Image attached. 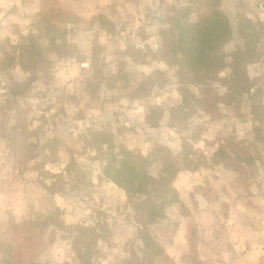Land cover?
Instances as JSON below:
<instances>
[{
    "label": "rangeland",
    "instance_id": "374dc122",
    "mask_svg": "<svg viewBox=\"0 0 264 264\" xmlns=\"http://www.w3.org/2000/svg\"><path fill=\"white\" fill-rule=\"evenodd\" d=\"M102 2L103 4L106 3L104 1ZM121 2L122 1L118 0L114 3V7H110L112 15H115V11L113 10H122L121 12L125 13L126 17L128 16L130 19L133 17L134 22L138 18V13L147 14V16H149L146 17L147 22L145 23L144 28L146 31L139 32L138 34L135 33V39L137 41L142 40L143 37H147L148 34L149 37L146 38V41L139 42L143 47L149 43L158 46L159 41L162 39V33L159 31V24L163 25L170 23L172 15L176 11L175 8H183L186 5L189 6L190 10L189 13H187L189 22L197 21L198 16L211 13L214 9L212 0H130L120 4ZM95 4H100V2L95 1ZM103 4H101V6ZM24 5L30 11L35 6L29 0L28 3H25ZM217 5L222 7V9H225L232 20L235 12H242L254 20L264 21V0H217ZM99 6L100 5L97 7ZM78 7L83 9L88 6H78L76 0L68 2H59V0H57L55 4L51 3L49 0H45L44 9L37 17L44 12H62L64 9L77 11ZM90 9L94 8L90 7ZM81 13H84L85 15L83 16L86 17H90L91 14L86 12ZM86 19L79 20L78 23L82 26H87ZM117 26H119V23ZM111 30H114V28ZM35 32V28L32 26L31 30H28L24 35H21L20 37L14 36L16 39L18 38L17 42L19 43L17 44L28 42L30 36ZM118 32L119 34L113 31L109 32L107 34L108 37L103 33H94L92 34V37L88 35L91 46H95L94 51L96 59L93 66H88L82 69V74L84 78L91 76V79L99 84L96 88L95 98H91L89 94H87L81 99V101H78V99L74 97L75 91L73 87L69 86L68 83L60 81L61 79H66V75L60 74L58 76L60 82L56 81V77L53 80V77L49 76L38 80L40 81L41 86L36 94L33 96L29 95L27 97L29 101L20 104L19 101L12 99L13 97L10 92V86L14 81H9L6 86L9 90L11 100H8L5 104H0L1 120H6L9 116L8 110L10 111V109H13V111L16 110L17 112L15 120L17 121V119H19L25 124L28 121L29 114H31L27 112V107H32L34 111H36L33 116L41 124V127L34 130H28L27 127L26 129L22 127V129L25 130L24 134L21 133L22 129L20 128L18 137H20V139L28 137V140L31 142L30 145H33L34 142L37 143L38 141L42 143V139L44 138L48 139V136H51V131L56 128L64 127L62 129L63 131L59 132V136H57V134V137L54 136V139L50 142V148L57 145V140L61 137L63 140H66L68 144L74 143L77 147L82 146L84 143L83 136L88 133V130L85 129L86 122L93 124L98 123L95 124L96 126L94 128L101 131H110L115 126H117V128H122L123 130H121V132L116 129L120 140L119 143H122L134 151L141 152L144 155L149 153L150 146L156 138L161 141H167L169 150L165 155L168 158H179L182 145H192V148L195 150L193 157L202 165L201 168H199L200 172L197 173V179L209 184H212V182L219 183L221 180L217 174L224 172L223 169H220L216 164H213L216 165L215 168L212 163H210L211 160L209 157H207H211L213 149L216 148L218 144L224 146V149L232 155L244 160L246 165H249L252 168L253 173H256L257 171L255 168V161H257L256 157H260L259 160L262 162V168L264 169V144L254 140L252 137H256L255 134L250 133L251 128H253L251 126L252 122H255L264 131V46H261L257 54L256 64L253 63L248 67V74L252 79V94H248V83L243 78V71L238 65L233 63L235 56L231 55L234 54L235 43L230 42L225 47L227 52L231 53V55L229 54L227 57L229 66L222 76L211 81L209 84H187V90L189 92L185 106L188 111H186V114L184 115L181 114L184 116V120L179 121L178 124L180 125L170 128L171 126L168 125V122L166 123L167 119H164V123L166 124L159 129H153L144 125L141 116L143 114L141 105L131 98L130 88H132V84L128 82L114 83L107 77L110 65H115L118 60L117 56L119 57V51L121 50V38L125 34L123 33V30H118ZM143 32H145V34H143ZM81 36L82 35L80 34L77 36H69V41H73L75 44L79 45V48L73 47L70 51V55L73 59L79 62L82 59H85V50H87L84 48L85 43ZM10 39H6L3 43V50L4 48L10 47V44H16V40L11 43ZM151 59V61L148 60L147 62L141 57L140 59H136L135 62H129L126 70L131 72L130 77L132 82L135 80L137 82V80L148 77L149 81L154 83L149 93V102L160 104L163 108L169 107L175 100L174 93H177V81L180 72L173 67L167 59L161 61L154 60L152 57ZM62 72H64V70ZM190 76L191 75L188 74L189 79L191 78ZM0 82L5 81L0 80ZM56 86H59L60 89ZM53 90L57 93L56 101L53 106L47 110H41L34 106V103L32 102L33 100L40 98ZM58 90L60 91L58 92ZM88 90L91 91L90 88ZM117 113L119 114V118L116 117ZM241 118H243L245 122L241 121ZM233 119H236L243 124L238 128L233 126V129H230L227 124ZM244 123L248 124L246 128L244 127ZM71 128H75L73 132H76L77 135L68 134V130ZM47 130L49 132H47ZM262 133L258 134V136L263 137L264 134L262 135ZM244 135L247 137L246 141L239 140V137H243ZM30 145H28V154H34L37 151L39 152L41 146L33 147ZM21 146L23 147V145ZM22 147L18 148L23 152L24 150ZM53 152L52 154L50 153L52 158L56 151ZM91 154L92 153L90 152H83L82 154L78 153V160L75 163H72L69 167V173H71V171L72 174L76 173L73 175L72 179L73 187H77L78 184L90 185L93 179H95V174H97L101 161L104 159V154L100 151L93 153L95 155L94 157H90L92 156ZM26 158H28V155H26ZM20 163L21 162H18V165ZM23 164L24 166L25 164L29 165L31 164V161H26V163L24 162ZM257 168H259V166ZM78 169L79 171L77 172ZM150 171L151 173L156 174L158 172V166H153ZM44 174L46 175V173ZM261 175L264 174L261 173ZM215 176L216 178H214ZM254 178L255 177L253 176H246L245 179L242 178L240 180L239 185L242 186L241 188H243V186L246 187L247 185L250 187L252 183L255 182ZM65 182L69 183V180L66 181L60 177L54 181V186L59 188ZM221 183L223 182L221 181ZM236 185L237 184H234L235 187ZM260 185H262V182ZM87 190L88 191H82V194L92 197L97 195L95 191ZM102 190H105V188L102 187ZM201 192L203 193L205 190L201 189ZM103 195L106 198L111 196L109 193ZM205 196L211 198V195L209 194H205ZM116 199L119 200V198ZM136 200L133 201L136 202ZM114 202L115 204H120L118 207L124 211V215L129 207L126 200L123 199V201ZM131 202L132 200H129V205L132 204ZM105 206L103 205L102 207L104 209H99L100 212L97 214L98 219L103 221V223H99L100 226L98 232L105 239L100 241V243H96L94 237L95 229L91 223L88 225L84 223V225L75 224L68 226L64 223L63 219L60 218V210H56L50 216H46L43 219L33 216L22 224L15 223L9 218L6 224L0 225V240L6 239L15 246L17 251L15 264H29V256L33 255H35L37 264L78 262V255L73 247L72 251L74 252V256L71 260H65L64 257H60V259L51 258L52 256L49 257V252L46 248L48 244L44 240V235L46 233L45 225L48 224L50 220L52 221L53 218V220H57L56 222H58L61 230L66 231L74 238L73 245H83L86 241H94L93 246L98 247V252L93 259V264H123V262L132 257V249L141 246L142 243L138 235L134 233V236L132 239H129V242L125 241L119 246H112L108 222L113 221L111 219L107 221V219H109V214H111L113 208L108 204H105ZM114 206V210H116L117 206ZM189 210L185 207V204L177 202L167 208V215L164 220L151 226V233L155 236L157 242L164 250L160 258L156 259L153 264H198L196 260L200 259V256L198 257L195 254L196 246L199 252L204 251L203 254H205L206 245L203 243L205 240L203 238H207L211 233L207 227H203L199 232L193 228H190L189 231L184 230V236L189 233L187 234V237L192 241H189L188 238L182 246L183 253L186 251L185 256H176L180 253L179 249L181 247L177 245L179 243L176 241V232L177 229H179L177 220L180 217L186 218L185 215ZM205 210L206 209L203 208V211ZM221 211L224 212L223 209ZM106 214H108V218ZM212 215L213 213L210 211V217H208L209 220L216 217L217 214L214 216ZM0 216L2 215L0 214ZM120 242H123V240ZM113 243L117 244L115 241H113ZM193 245L195 246L194 252L192 250ZM69 250L70 249H67L66 252H69ZM201 259L204 261L202 264H215V262H212L207 258L201 257Z\"/></svg>",
    "mask_w": 264,
    "mask_h": 264
},
{
    "label": "trees",
    "instance_id": "16d2710c",
    "mask_svg": "<svg viewBox=\"0 0 264 264\" xmlns=\"http://www.w3.org/2000/svg\"><path fill=\"white\" fill-rule=\"evenodd\" d=\"M49 1L55 4L57 0ZM84 2L76 0L80 6H83ZM212 2L213 11L198 16V20L195 22L188 20L189 6L175 8L176 11L172 15L170 23L159 24L162 39L158 46L149 43L145 47L141 46L139 42L146 41V38L149 37L148 34L147 37H143L139 41L135 39V36L139 32L146 31L144 28L147 22L146 17H149L147 14L139 18L138 22L136 20L137 24L133 17L130 19L127 16V18L125 13L119 10H113L115 15L100 12L89 19L76 13L73 14V11L72 14L44 12L38 18L33 17L35 20L33 26L36 32L30 36L28 42L10 44V47L4 48L5 55L0 59V75L19 65L26 74V79L22 82H13L10 86V92L13 100L27 98L32 94L36 81L48 76L53 77L56 68L62 66L65 61L73 59L70 55L71 48H79V45L69 41V36L80 34L84 43H86L85 41L90 43L88 35L92 37V34H101L102 31H113L119 34L118 30H123L125 34L121 38L119 57L117 56L118 60L115 65H110L108 79L114 83L128 82L132 84V88H130L131 98L141 105L143 112L141 116L146 127L159 129L167 122L171 126L170 128L179 126V121L184 120L183 115L188 111L185 106L189 92L187 84H209L222 76L229 66L227 57L231 53L227 52L225 47L230 42L235 43L234 54L231 55L235 56L233 63L243 71V78L248 83V94H252V79L248 74V67L256 62L257 54L261 46H264V21L254 20L242 12H235V19L232 20L229 13L217 5V0H212ZM64 11H68V9H64ZM83 19L87 20V26L78 23L79 20ZM118 23L119 26H117ZM112 28L114 30H111ZM90 47L91 63L94 64L96 59L95 46L90 44ZM141 57L147 62L152 60L151 57L157 61L167 59L180 72L177 81V93H174L175 100L169 107L163 108L160 104L149 102V93L154 83L149 81L148 77L132 82L131 72L127 71L126 68L129 62H135ZM188 74L191 75L190 79ZM74 85V97L78 101H81L87 94L91 98H95L96 88L99 86L90 78H77ZM89 88L91 91L88 90ZM15 117H17L16 114ZM164 119H167L166 123H164ZM241 119L244 121L243 118ZM6 121L9 120L6 119L4 122ZM15 122L6 134L11 140L20 139L18 137L20 128L26 129L27 127V123L23 124L24 122L19 119ZM24 129L21 130L22 134H24ZM116 129L119 132L123 130L117 126L110 131H101L89 127L88 133L83 136V145L76 146V148H79L77 150L79 154L103 152L104 159L101 161V165L104 176L122 189L128 200H132L131 209L134 219L139 225L137 235L142 244L132 249V257L123 264H153L156 259L160 258L164 250L151 233V226L166 218V210L169 206L180 202L174 186L178 173L183 169L196 171L202 165L193 157L195 150L192 145L183 144L179 158H168L165 155L169 150L167 141L156 138L150 146L149 153L144 155L119 143ZM250 133L255 134L256 137H252L254 140L264 144V136H258L260 133L263 135L264 131L256 123L251 128ZM28 139V137L23 138L25 142H22L23 147L20 146L24 150L20 159L21 164L26 163V161L29 162L35 157L32 153L28 154V145H30L26 142ZM30 146H41L39 153L42 154L49 145L47 141L42 143L38 141V143L34 142ZM57 146L51 147L49 151L55 152ZM207 157L211 160L210 163L216 164L218 168L226 172L229 170L245 178L246 176L258 178L264 176L261 175L264 172L260 168V164L262 165L259 160L260 157H256V173L252 172V168L246 165L244 160L232 155L221 146L216 148L211 157ZM155 165L158 166V172L153 174L150 170ZM27 166L25 164V168ZM258 166L259 168H257ZM70 179H73L72 175ZM94 237L96 243L103 238L96 230H94ZM103 240L105 239L103 238ZM93 244L94 241H86L83 245H73L79 261L64 262L63 264H93V259L98 252V247L93 246ZM192 250L194 252V245ZM16 253V248L11 242L6 239L0 240V264H15ZM196 262L198 264L204 263L202 259H197ZM28 263L37 264L35 255L29 256Z\"/></svg>",
    "mask_w": 264,
    "mask_h": 264
},
{
    "label": "crops",
    "instance_id": "0c3cea01",
    "mask_svg": "<svg viewBox=\"0 0 264 264\" xmlns=\"http://www.w3.org/2000/svg\"><path fill=\"white\" fill-rule=\"evenodd\" d=\"M29 1L35 5L31 11L24 5L28 3V0H0V59L5 55L2 46L5 40L11 38V43H13L14 40H16V44L19 43L17 42L18 38L16 39L14 36L20 37L27 33L28 30H31L35 21L33 17L35 16V18H38V14L43 11L45 0ZM68 1L71 0H59V2ZM95 1L100 2V4H95ZM102 1L106 3L103 4ZM117 1L118 0H86L84 2V0H81V2H84L83 6L87 5L88 7L83 9L78 7L77 11H73L74 13L71 9L68 11L62 10V12L71 14L76 13L87 19L92 18L100 12L112 15L110 7ZM119 1H122L120 4H123V2H128L130 0ZM101 4L103 5L101 6ZM98 5L100 6L97 7ZM90 7L94 9H90ZM81 12L91 13L90 17L83 16L85 14ZM137 15L138 18L136 20L138 21L144 14L138 13ZM102 32L108 37V31ZM85 42L84 48L88 50H85V59H82L80 62L75 59L65 61L62 66H59L58 69L55 70L52 78L53 80L56 77L57 82L61 81L63 83H68V85L72 86L74 89L77 78H84L82 69L93 66L91 63L92 53L90 51V43L88 41ZM63 70L64 72H62ZM60 74L66 75L67 78L59 81L58 76ZM86 78L91 79V76H87ZM25 79L26 74L19 65L14 66L7 73L0 75V80H4L5 84L9 81L22 82ZM40 86V81H37L34 84L35 88H33L31 96L36 94ZM56 87L60 89L59 86ZM59 91L60 90H58V92ZM10 100L11 98H9V101ZM16 101H19L21 104L29 100L28 98H22ZM27 109V112L31 113L28 117L27 129L34 130L41 127V124L33 116L36 111H34L32 107H27ZM8 113L9 116L7 119L9 121L6 122H4L5 120H1L2 116L0 114V214L2 215L0 216V225L6 224L9 218L15 223L22 224L33 216L43 219L46 216H50L56 210H60V218L63 219L66 225H84V223L88 225L91 223L94 229L99 231V223H103V221L98 219L97 214L100 212L99 209H104L102 207L103 205L105 206V204H108L113 208V211L109 214V219H107V221L110 219L113 221L108 222L110 227V241H112L111 245L119 246L125 241L129 242V239H132L134 233L137 234L139 225L134 219L126 193L104 176L102 165L100 164L97 174H95V179H93L90 185L78 184L77 187H73L70 178L71 175L73 176L76 173L72 174L71 171L70 174L69 167L73 161L76 162L78 160V149L75 144L73 143L74 146L73 144H68L67 141L63 140L61 137L57 140L58 146L57 150L55 149L56 153L53 158L51 157L52 153L49 151L50 142L54 139L56 134L59 136V132H62L64 127L56 128L51 131V136L49 135L48 139H42L43 142L47 141L49 146L42 154L38 151L34 153L35 157L32 158L31 164L26 168L24 164L20 163L21 165H18L21 156H23L21 149L18 147L23 144V139L11 140L6 135L9 129L16 123L14 116L17 112L16 110L13 111V109H10ZM116 117L119 118L118 113ZM229 123L227 126L230 129H233V126L238 128L243 124L236 119L231 120ZM95 124L98 123L93 124L86 122L85 129L88 130L89 127L94 128L96 126ZM244 125L245 128L248 126L247 123H244ZM251 126L254 127L255 123L252 122ZM73 130H75V128L69 129L68 134H76ZM47 132L49 131L47 130ZM239 138V140L245 141L247 139L245 135ZM26 142L31 143L29 140ZM219 146L224 148L221 144H218L216 148ZM216 148L213 149L211 156ZM91 155L90 157L95 156L94 154ZM213 166L216 168V165ZM260 166L262 165L260 164ZM262 170L264 172V169L261 167V171ZM78 171L79 169L77 172ZM199 172V169L196 171L183 169L178 173L174 181V186L179 195V201L185 204L188 210L190 209L185 215L186 218L180 217L177 220L179 229H177L176 232V241L179 243L177 245L181 247L179 249L180 253L176 256L183 257L186 253V251L183 253L182 246L189 237H187L188 233L184 236V230L189 231L190 228H195L199 232L203 227H207L211 233L207 238H203L205 239L203 243L206 245L205 254H203L204 251L199 252L197 246L195 250V254L198 257L200 256V259L201 257L207 258L215 262V264H264V177H255V182H251L252 185L255 186L251 185L248 187L247 185L241 188L242 186L239 185L240 180L242 178L245 179V177H241L229 170L217 174L223 183L220 181L219 183L212 182V184L198 180L197 173ZM44 173H46V175ZM60 177L66 181L69 180V183L65 182L59 187L60 189H57L54 186V181ZM214 178H216V176ZM261 182L262 185H260ZM234 184H237L236 187ZM102 187L105 188V190H102ZM87 189L93 192L95 191L97 195H95V197L83 195L82 191H88ZM201 189H204L205 192L202 193ZM102 193H109L111 196L106 198ZM205 194L211 195V198L206 197ZM116 198H119V200ZM123 199L126 200L129 206L124 215V211L118 207L120 204H115L114 202L123 201ZM114 205L117 206L116 210H114ZM203 208L206 210L203 211ZM222 209L224 212L221 211ZM210 211L213 213L212 216L217 214L216 217H213L211 220L208 219V217H210ZM106 215L108 218V214ZM56 221V219L53 220L52 218V221L50 220L49 223L45 225L46 233L44 235V240L48 244L46 248L49 252V257L52 256L51 258L57 259L64 257L65 260H71L74 256V252L72 251L74 238L66 231L61 230ZM121 240H123V242H120ZM100 241H103V239ZM113 241L117 242V244H114ZM203 247L205 248V246ZM67 249H70L69 252H66Z\"/></svg>",
    "mask_w": 264,
    "mask_h": 264
},
{
    "label": "built area",
    "instance_id": "2783aa9c",
    "mask_svg": "<svg viewBox=\"0 0 264 264\" xmlns=\"http://www.w3.org/2000/svg\"><path fill=\"white\" fill-rule=\"evenodd\" d=\"M57 93L53 90L47 93L46 95L36 98L32 102L36 108H40L41 110H47L56 101ZM10 98L9 90L4 82H0V104H5Z\"/></svg>",
    "mask_w": 264,
    "mask_h": 264
}]
</instances>
